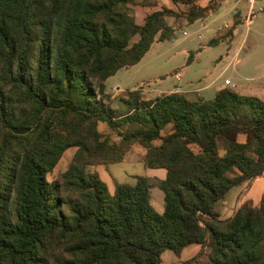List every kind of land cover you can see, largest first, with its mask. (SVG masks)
I'll return each mask as SVG.
<instances>
[{
	"label": "trees",
	"instance_id": "obj_1",
	"mask_svg": "<svg viewBox=\"0 0 264 264\" xmlns=\"http://www.w3.org/2000/svg\"><path fill=\"white\" fill-rule=\"evenodd\" d=\"M172 1L189 24L218 5ZM133 2L0 0V264H163V253L191 245L210 249L208 264H264V206L227 220L216 209L264 177V100L228 87L212 99H145L139 87L117 114L104 103L106 81L175 34L173 9L139 25ZM134 145L147 169L165 170L161 212L146 177L111 192L92 169L123 162ZM70 148L66 170L49 180Z\"/></svg>",
	"mask_w": 264,
	"mask_h": 264
},
{
	"label": "rangeland",
	"instance_id": "obj_2",
	"mask_svg": "<svg viewBox=\"0 0 264 264\" xmlns=\"http://www.w3.org/2000/svg\"><path fill=\"white\" fill-rule=\"evenodd\" d=\"M133 1L131 5L133 16L139 25L143 24L145 14L149 11L158 10L162 6L173 9L175 16H169L167 20L175 28V34L171 40L156 41L137 65L119 70L106 81V92L109 98L104 103L115 109L117 114L126 113L127 107L122 98L126 97L128 90L139 88V85L145 99H152L178 88L189 98H192V91L200 89L198 90L200 95L206 99H212L215 96L216 87L223 84L225 79H229L233 89L235 86H244L249 83L251 86H244L247 90L264 85V29L262 34L253 35L255 25L249 28L245 24L238 27V36L234 44L240 45L244 38H249L250 44L256 43L252 52L251 47L249 51L235 56L234 51L229 50L225 41L200 50L202 46L215 38L220 29H223V35L232 30V26L225 28V25L232 21L237 9L242 12V15L246 14L247 9L235 0L221 1L217 12L207 19L198 20L192 24L183 18L186 7L182 5L176 7L172 0ZM240 1L246 2V0ZM209 2L210 0H198L197 4L204 7ZM256 6V11H259L264 4L258 3ZM259 14L256 21L260 17L264 20V13L259 12ZM202 22L205 25L204 28L201 26ZM230 38H226V41ZM137 40L138 36L133 39L134 42ZM190 53H193L195 58L187 66ZM227 53L228 56H226ZM177 73L182 77L179 76V79H176L175 74ZM98 128L103 134L111 135L113 140L118 139L116 133L112 132L106 124L100 123ZM165 133H168V129L163 132ZM241 138L244 140L243 137ZM159 143L160 141H155V144ZM74 152L75 148H70L64 153L54 172L48 175L49 180L66 170ZM144 152L142 147L134 145L126 154L123 162L92 169H96L100 179L107 184L110 191H114L115 184L135 185L138 177H146L151 186V204L154 209L161 212L165 203L159 184L165 178V170L147 169L142 161ZM246 204L255 207L261 204L264 206V177L234 187L226 198L218 203L216 209L220 214V219L227 220ZM209 252L210 249L207 247L191 245L186 247L179 256L166 251L161 259L163 264H208Z\"/></svg>",
	"mask_w": 264,
	"mask_h": 264
},
{
	"label": "crops",
	"instance_id": "obj_3",
	"mask_svg": "<svg viewBox=\"0 0 264 264\" xmlns=\"http://www.w3.org/2000/svg\"><path fill=\"white\" fill-rule=\"evenodd\" d=\"M221 1H223V0H217V2H218V5H217V9L215 10V11H213L212 13H210L209 14V16L208 17H210L211 16V14H214L215 12H217L218 10H219V7L221 6ZM226 1H228V0H226ZM237 3H239V4H241L242 6H244L246 9H247V6H246V3H244V2H241L240 0H235ZM258 3H262V4H264V0H257V3H256V5L258 4ZM204 4V3H203ZM260 9H261V13H264V7H260ZM246 13H247V11H246ZM246 16V14L245 15H242V12L240 11V10H236L235 11V13H234V15H233V19H232V21L230 22V23H228V24H226L225 25V28L227 27V28H229V27H231L232 26V30H233V36L230 38V37H226L227 36V34L226 35H223L224 33L222 32V30L223 29H220L217 33H216V35H215V38H213V39H217V38H219V37H226V38H230L229 40H227L226 41V38L225 39H223V41H221V42H226L227 44H228V48H229V50H233L234 51V54H235V56H238L241 52H247V51H249L250 49H251V47H252V49H251V52L252 51H254V46L256 47V43H252V44H250L249 43V38H244V40H243V42L240 44V45H237V44H234L235 43V39L237 38V36H238V34H237V31H238V27L240 26V25H244L245 23L243 22V21H241V20H243V18ZM260 16V14H257L253 19H252V21L249 23V24H245L246 25V27H252V26H254L255 25V27L253 28V31H252V34L253 35H260V34H262V31H263V29H264V20H261V17L258 19V21L259 20H261L260 21V23L259 24H257L258 23V21H256V19L258 18ZM207 17V18H208ZM207 18H205V19H207ZM235 21H239V23L238 24H236V25H234V23H235ZM202 25V27L204 28L205 27V25L203 24V22L201 23ZM185 31H183V33H184ZM221 32V33H220ZM201 36H199V38H200ZM213 39H211V40H213ZM210 40V41H211ZM209 41V42H210ZM209 42L205 45V46H202L201 48H200V50H205V49H207V48H210V47H213V46H209ZM220 42V43H221ZM155 43V42H154ZM218 45V44H217ZM154 46V44L152 45V47ZM216 46V45H215ZM151 47V48H152ZM151 50V49H150ZM193 54V53H192ZM229 54L227 53L226 54V56H228ZM144 58V57H143ZM194 58H195V55L193 56V58H192V60L190 61V62H188V60H187V66H189L193 61H194ZM137 65V64H136ZM135 66V65H134ZM131 67H133V66H131ZM177 74H179V73H177ZM177 74H175V76L177 75ZM179 76H180V78L182 77V75H180L179 74ZM176 79H177V76L175 77ZM248 78H246V80H247ZM181 80V79H180ZM179 80V81H180ZM226 80H229V79H225V81ZM225 81H224V83L223 84H219L217 87H216V90H215V94L214 95H216V93L218 92V91H220L221 89H223V88H226V87H228V88H232L231 87V82H230V84H225ZM210 86H211V84H209ZM243 85H240V86H235V89H236V91L238 92V93H240V94H242V95H247V96H256V97H259V98H261V99H263L264 100V85H262V87H260V88H253V89H250L249 88V90H247L244 86H251V83H249V84H247V85H244L243 87H242ZM258 86V85H257ZM261 86V85H260ZM139 87H141L140 85H139ZM239 88H241V89H239ZM234 89V90H235ZM238 89V90H237ZM198 90H200V89H198ZM198 90H194V91H192L191 93H192V97H196V96H201V97H203L202 95H200L199 94V92H198ZM201 90H203V89H201ZM204 91V90H203ZM249 91V92H248ZM169 92H179V93H184L181 89H172V90H170ZM169 92H167V93H169ZM162 94H166V93H162ZM161 95V94H160ZM204 98V97H203ZM206 99V98H205ZM112 165V164H111ZM98 168V167H97ZM109 188V187H108ZM111 192H113V191H111Z\"/></svg>",
	"mask_w": 264,
	"mask_h": 264
},
{
	"label": "built area",
	"instance_id": "obj_4",
	"mask_svg": "<svg viewBox=\"0 0 264 264\" xmlns=\"http://www.w3.org/2000/svg\"><path fill=\"white\" fill-rule=\"evenodd\" d=\"M245 3H246V6H247V13H246V16L243 18V21H244L245 24H249L252 21V19L257 14H259L261 9H259V11H256L257 0H246ZM184 34H186V32H184ZM176 76H177V79H179V74H177ZM225 84H230L229 80H226Z\"/></svg>",
	"mask_w": 264,
	"mask_h": 264
}]
</instances>
